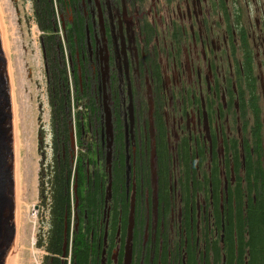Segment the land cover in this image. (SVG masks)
Returning <instances> with one entry per match:
<instances>
[{
    "label": "flooded vegetation",
    "instance_id": "af4514ba",
    "mask_svg": "<svg viewBox=\"0 0 264 264\" xmlns=\"http://www.w3.org/2000/svg\"><path fill=\"white\" fill-rule=\"evenodd\" d=\"M62 14L63 157L99 179V264H123L128 240L131 264H209L264 177V0H64ZM77 191L74 231L89 222Z\"/></svg>",
    "mask_w": 264,
    "mask_h": 264
},
{
    "label": "trees",
    "instance_id": "16d2710c",
    "mask_svg": "<svg viewBox=\"0 0 264 264\" xmlns=\"http://www.w3.org/2000/svg\"><path fill=\"white\" fill-rule=\"evenodd\" d=\"M63 1L32 0L35 19L47 38L44 37L42 40L45 67L48 70V67L51 66L53 70L52 75L47 74L53 126V160L50 166L47 165L45 168L43 167V170L40 169L41 185L45 187L41 189L42 198H45L47 191L45 184L47 182L50 190L47 196L50 198V230L47 240L50 256H46L45 264H66L61 258L64 243L71 231L70 208L73 181L75 183L77 181V192L86 195L81 199L82 215H84V210H87L89 215V222L86 226L84 220L78 230L74 231L73 264H99L103 241V228L98 222L102 214V210L98 206L100 199L99 179L97 178L93 182L91 176L88 178L83 166L82 168L79 166L76 180L68 156V149H66V158L63 157V139L65 136L68 140L67 125L71 115L66 108L68 97L63 96V83L66 82L67 77L65 68H63V42L57 31L60 27L63 32V26L58 24L56 3L58 2L59 9L63 10ZM77 29L81 32L82 21L77 22ZM43 134L42 131V138ZM253 177L254 180L259 181V191L255 186L257 202L253 203L250 192L248 208L242 205L243 209L241 210L242 203L240 200L237 214L232 210L228 211L224 244L221 247L215 243L211 247L213 251L210 257L214 260V264H264V177L261 168L255 167V175H249L248 180L251 182ZM66 221L68 229L66 228ZM116 231L115 227H110L111 239H113V234ZM218 241L220 242V239ZM189 264H196V260L190 257Z\"/></svg>",
    "mask_w": 264,
    "mask_h": 264
},
{
    "label": "rangeland",
    "instance_id": "374dc122",
    "mask_svg": "<svg viewBox=\"0 0 264 264\" xmlns=\"http://www.w3.org/2000/svg\"><path fill=\"white\" fill-rule=\"evenodd\" d=\"M7 2L19 53V65L24 94L28 231L26 235L23 264H30L33 245L36 239L38 244L44 245V248H47L50 230V198L47 197L50 190L48 189L49 184L47 182L45 184L47 187L45 198H42L41 189L45 187L41 185L42 176L40 169L43 170V167L45 168L47 165L50 166L53 160V126L51 120L49 79L47 76L48 73L49 76L52 75L53 70L51 66L48 67V70L47 67H45L42 40L46 34H44L43 30L37 24L32 0H7ZM62 12L63 10L59 9L57 2L56 14L59 25H61L63 21ZM57 31L63 42V32L61 28L59 27ZM82 104L84 105V102L77 103L76 101L70 104L73 124L75 123L77 111L81 109ZM42 131L44 133L43 138L41 136ZM74 162L72 167L75 173ZM35 205H39V207L36 209ZM70 224L71 231L64 243L63 258L67 263L70 261L71 264H73L75 227L74 222ZM33 237H35L34 242ZM203 243L201 239V248ZM215 243L221 247L224 244V242H219L218 238L214 236L211 237V244H208L207 247L209 264H214V260L210 257V251ZM47 256H50L49 251Z\"/></svg>",
    "mask_w": 264,
    "mask_h": 264
},
{
    "label": "water",
    "instance_id": "95a60500",
    "mask_svg": "<svg viewBox=\"0 0 264 264\" xmlns=\"http://www.w3.org/2000/svg\"><path fill=\"white\" fill-rule=\"evenodd\" d=\"M24 125L19 53L8 2L0 0V264H23L28 231ZM129 243L123 264L132 263Z\"/></svg>",
    "mask_w": 264,
    "mask_h": 264
},
{
    "label": "built area",
    "instance_id": "2783aa9c",
    "mask_svg": "<svg viewBox=\"0 0 264 264\" xmlns=\"http://www.w3.org/2000/svg\"><path fill=\"white\" fill-rule=\"evenodd\" d=\"M35 208L37 209L36 206ZM72 233H73V230H72ZM35 237H33V242H34ZM34 245H33V251L31 254L30 264H45L46 256L48 255L47 248H44V245L38 244L37 239ZM62 259H63V263L65 262L66 264H71L70 261H68L67 263L65 259L63 258V256H62Z\"/></svg>",
    "mask_w": 264,
    "mask_h": 264
}]
</instances>
